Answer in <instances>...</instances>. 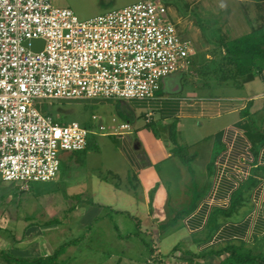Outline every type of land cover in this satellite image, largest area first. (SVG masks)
Listing matches in <instances>:
<instances>
[{
  "label": "crops",
  "instance_id": "0c3cea01",
  "mask_svg": "<svg viewBox=\"0 0 264 264\" xmlns=\"http://www.w3.org/2000/svg\"><path fill=\"white\" fill-rule=\"evenodd\" d=\"M141 1L165 6L167 20L181 38L192 42L195 52L217 48L222 58L226 42L254 31L264 32V0H98V5L109 10L116 4L127 6ZM205 56L210 59L209 53ZM184 70L162 79L159 90L144 100L37 99L35 107L50 116L58 115V106L75 101L77 105L93 107L89 126L84 128L96 138L95 152L101 150V144L108 148L101 182L111 184L113 194L124 193L131 206L144 209L149 226L165 223L173 213L182 214L176 223L185 233L180 240L203 232L210 211L227 209L232 194L252 176L255 185L246 190L245 200L233 215L221 218L217 229L194 246L202 253L213 246L240 243L264 254V68L240 76L236 82L209 78L203 88L187 79ZM121 124H128L129 130L116 134ZM171 134L189 157L188 162L175 150ZM90 150L87 144L85 150L69 158L70 165H77V197L83 195L81 187L88 178H93L82 171ZM87 188L95 191L90 185ZM116 200L113 195L111 202ZM83 209L77 207L67 213L77 212L78 226L86 222L91 208ZM115 209L128 214L123 207ZM54 215L48 216L39 228L28 227L27 242L21 244L16 239L12 255L27 259L50 255L40 244L41 232L73 221H57ZM109 216V212L97 216L94 223ZM53 219L56 221L52 223ZM85 228L82 240L90 236V230ZM136 231L132 232L135 236ZM116 236L118 240L123 238L118 229ZM216 258L223 260L224 256L204 261Z\"/></svg>",
  "mask_w": 264,
  "mask_h": 264
},
{
  "label": "built area",
  "instance_id": "2783aa9c",
  "mask_svg": "<svg viewBox=\"0 0 264 264\" xmlns=\"http://www.w3.org/2000/svg\"><path fill=\"white\" fill-rule=\"evenodd\" d=\"M166 14L161 3L141 1L81 20L52 0H0L2 181L20 190L51 181L61 152L87 147L86 128L41 114L35 100H144L186 67L195 49ZM34 39L44 41L39 52L24 46Z\"/></svg>",
  "mask_w": 264,
  "mask_h": 264
},
{
  "label": "rangeland",
  "instance_id": "374dc122",
  "mask_svg": "<svg viewBox=\"0 0 264 264\" xmlns=\"http://www.w3.org/2000/svg\"><path fill=\"white\" fill-rule=\"evenodd\" d=\"M52 2L56 7L72 10L81 20H87L124 6L116 4L112 9L102 10L98 5V0H52ZM220 52L217 48L203 52L197 50L195 56L190 58V62L185 67L186 78L193 79L202 85L201 88L209 84V78H216V76L218 78ZM208 53L210 59L205 56ZM94 111L93 107L84 104L77 105L75 101L58 106V115L54 114L51 117L60 124L75 121L83 127H88L89 117ZM95 139L91 135L87 137L91 153L86 157L87 162L82 171L92 174L93 178H88L87 183L81 187L83 195L79 196L80 200H73V197L77 196V165L75 162L69 164V158L77 153H60V170L52 181L30 183L26 189L20 190L15 183L4 182L0 179V251L13 254V247L17 244L16 239H20L17 241L21 244L27 242L25 239L29 235L28 227H41L42 223L49 218L48 216L55 213L57 221L71 218L75 223H72L73 221L58 223L41 232L39 238L43 240V243H38L42 245L44 251L50 254L62 244L81 237L86 231L85 227H90V236H85L80 243L67 248L65 254L60 257L63 264H221L222 259L202 261L183 253V250L189 249L200 254L201 252L194 244H183L180 246L181 249H174L180 237L185 234L181 231L183 228L181 225H177L176 228L174 227L176 230L169 233L170 230L165 235L157 237L156 240H152L151 234L140 236L132 234L135 230V223L129 215L136 216L140 222V228L144 229L150 227L144 216L146 211L131 206L129 201H126L127 197L124 193L113 194L110 189L111 184L101 182L104 176L102 167L106 165L109 152L104 144L100 145L101 150L98 153L95 152L93 149L97 145ZM93 174L96 175L93 176ZM100 174L102 175L98 177ZM89 185L95 187V191H88ZM113 195L117 200L112 203ZM45 205L46 209L43 208ZM72 207L75 210L77 207L84 208L83 210L85 207L91 208L87 210L86 222L83 221L84 224H80V227L77 225V212L67 214V209ZM116 207H123L129 215L117 212L119 210H116ZM108 212L110 213L108 218L99 220L97 224L94 223L97 216ZM117 229L123 236L120 240L116 236ZM0 259L3 260L2 257Z\"/></svg>",
  "mask_w": 264,
  "mask_h": 264
},
{
  "label": "trees",
  "instance_id": "16d2710c",
  "mask_svg": "<svg viewBox=\"0 0 264 264\" xmlns=\"http://www.w3.org/2000/svg\"><path fill=\"white\" fill-rule=\"evenodd\" d=\"M223 47L225 55L221 58L217 70L219 81L233 80L236 82L235 80L240 76H243L251 71L264 68L263 31H254L242 37L230 40L226 42ZM247 114V112L244 113V115ZM170 138L174 143L175 150L179 156L185 163L188 162L189 157L181 148L177 146L175 135L171 134ZM261 170L264 172V167H262ZM255 182L256 179L252 176H249L241 188L232 194L230 198V204L227 209L213 208L210 211L203 232L184 236L175 245L174 249H181L180 246L183 244L201 243L204 238H207L217 229L219 220L221 218H228L233 215L234 211H236V207L241 205V203L245 200L246 190L255 185ZM74 199L80 200V197L75 196L73 197V200ZM72 210H74V207L68 208L67 213L71 212ZM117 212L123 213L124 211L119 210ZM171 215L172 216H169L165 223L156 226L150 225V227H146L144 229L140 228V222L136 216H129L135 223V229L137 230L136 234H151L152 240H156L157 237L165 235L168 231L176 227V223L182 218V214L179 215V213H173ZM53 221L55 222L56 220L53 219L51 222L53 223ZM87 230H90L89 226L87 227ZM82 239L83 237H80L64 243L46 257H38L33 259L16 258L12 254L3 251H0V257L3 258V261L6 262V264H10L11 262L18 264H63V262L60 261V257L65 254L67 248L77 245L82 241ZM183 253L202 260H205L211 256H224L221 264H264V254L262 252L249 248L240 243L222 244L215 247L213 246L200 254L194 253L189 249L183 250Z\"/></svg>",
  "mask_w": 264,
  "mask_h": 264
},
{
  "label": "water",
  "instance_id": "95a60500",
  "mask_svg": "<svg viewBox=\"0 0 264 264\" xmlns=\"http://www.w3.org/2000/svg\"><path fill=\"white\" fill-rule=\"evenodd\" d=\"M24 46L29 48L31 51L39 52L44 47V41L42 39L29 40L24 43Z\"/></svg>",
  "mask_w": 264,
  "mask_h": 264
}]
</instances>
